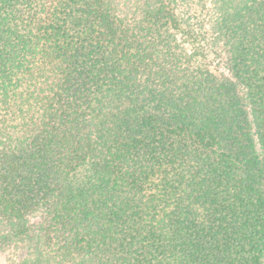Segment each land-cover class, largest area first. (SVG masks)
Instances as JSON below:
<instances>
[{"label": "trees", "instance_id": "16d2710c", "mask_svg": "<svg viewBox=\"0 0 264 264\" xmlns=\"http://www.w3.org/2000/svg\"><path fill=\"white\" fill-rule=\"evenodd\" d=\"M9 264H264V0H0Z\"/></svg>", "mask_w": 264, "mask_h": 264}, {"label": "rangeland", "instance_id": "374dc122", "mask_svg": "<svg viewBox=\"0 0 264 264\" xmlns=\"http://www.w3.org/2000/svg\"><path fill=\"white\" fill-rule=\"evenodd\" d=\"M9 257H11L10 253L9 254H3L0 253V264H9Z\"/></svg>", "mask_w": 264, "mask_h": 264}]
</instances>
